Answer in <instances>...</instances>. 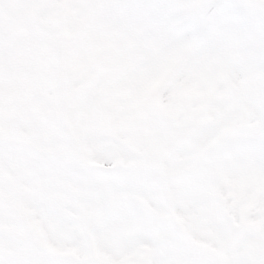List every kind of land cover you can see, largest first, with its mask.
<instances>
[{"label": "snow or ice", "instance_id": "6c2138e0", "mask_svg": "<svg viewBox=\"0 0 264 264\" xmlns=\"http://www.w3.org/2000/svg\"><path fill=\"white\" fill-rule=\"evenodd\" d=\"M0 264H264V0H0Z\"/></svg>", "mask_w": 264, "mask_h": 264}]
</instances>
